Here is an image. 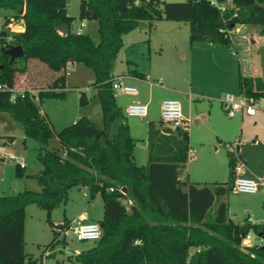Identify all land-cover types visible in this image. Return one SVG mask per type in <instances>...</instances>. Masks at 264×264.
<instances>
[{
    "label": "trees",
    "instance_id": "trees-1",
    "mask_svg": "<svg viewBox=\"0 0 264 264\" xmlns=\"http://www.w3.org/2000/svg\"><path fill=\"white\" fill-rule=\"evenodd\" d=\"M226 1L230 8L221 15L207 0H81L79 19L97 23L99 42L95 44L89 35L71 31L73 18L67 14L66 0H0V6L12 10L20 21L19 31L5 32L10 38L7 43L23 50V56L12 62L0 52V84L12 89L16 75L25 72L29 60L40 62L48 77L47 90L36 95L24 92L13 102L9 90L0 91V113L19 125L25 137L39 143L36 157L41 164L35 174L39 190L0 195V264L34 262L24 250V219L31 204L46 211L52 227L53 237L44 246L47 257L56 256L53 250L57 244L61 245L59 251L66 253L67 238L54 228L66 227L70 221L64 217L53 223L50 213L66 202L71 187L80 185L87 187L89 198L101 195L104 213L99 222L100 238L73 256L66 253L72 264H264V242L242 244L250 230L264 239V223H237L229 216L224 200L235 176L234 153H227L225 182L182 180L179 177L189 149L186 123L164 130L148 123L147 162L137 164L135 139L111 89L113 62L123 36L142 21L149 25L186 23L190 43L223 47L231 43L230 25H258L264 35V0H219ZM9 23L6 19L5 24ZM72 64H82L94 75L92 86L102 123L81 117L55 132L37 103L65 97ZM237 85L240 95L264 103L261 79L245 77L237 67ZM52 137L59 142L55 150L47 147ZM12 141L9 137L1 144ZM23 169L15 163L17 176H22ZM126 199L130 200L128 206Z\"/></svg>",
    "mask_w": 264,
    "mask_h": 264
},
{
    "label": "rangeland",
    "instance_id": "rangeland-1",
    "mask_svg": "<svg viewBox=\"0 0 264 264\" xmlns=\"http://www.w3.org/2000/svg\"><path fill=\"white\" fill-rule=\"evenodd\" d=\"M162 2H184L185 0H160ZM80 3L81 0H66V9L68 16L73 18L71 31L79 33L80 25L85 26L81 29V33L89 35L92 41L97 44L99 35L97 32V23L95 20H80ZM14 12L4 6H0V34L13 30H18L20 21L14 17ZM6 19L10 20L9 25L5 24ZM239 34L254 35L256 30L260 29L258 25H237ZM19 31V30H18ZM232 35V34H231ZM235 35V34H234ZM189 28L186 23L161 21L154 22L149 25L147 21H142L139 26L130 33L123 36L122 47L113 62V77L122 75H139L147 76L151 83L161 80V85H153L149 88L139 78L136 80L129 79L126 82L134 85L143 96H148V116L144 119L126 117L125 122L131 126V134L136 142L134 149V160L137 164L146 163V149L140 144L142 137L146 135L147 123H160V102L165 99H174L171 96V88L187 90L190 88L194 92H202L207 99L193 97L186 93L185 96H178L182 114L185 119L190 118L191 122L186 123L188 130L189 148L195 149L194 157L188 156L185 169L181 173L184 179L198 184L223 183L228 178V164L225 156L226 149L224 145L220 146V151L215 152L214 136L212 126L217 123V117L220 121L227 123L225 111L221 110L219 103L213 101L222 88V76L218 69L212 66L204 67L196 71L189 70L187 61V49L189 46ZM10 42L9 37H5ZM261 45H251L252 57L259 64L262 60L264 70V47ZM219 51L225 54V57L231 59L235 67V75L237 77V57L230 55V46L221 48ZM184 57V59H183ZM18 66H22L20 61ZM31 69V70H30ZM29 71V73H27ZM31 72V74H30ZM31 75V76H30ZM44 79V82H43ZM48 77L45 69L37 67L26 68L25 72L18 73L15 78V87L24 90L30 94L36 95L40 90H47ZM94 75L82 64H72L69 66L66 76L65 97L63 99L44 98L41 103H37L42 114L48 118L55 132L63 127L75 123L79 118L86 117L93 123H102L101 110L99 102L95 97L93 88ZM192 84V85H189ZM218 85H221L220 87ZM235 90L231 95L239 98L238 85L234 86ZM229 94V93H227ZM85 95L88 104L84 107L80 106V100ZM226 95V94H225ZM224 95V96H225ZM230 95V94H229ZM189 97L186 100V97ZM211 97L210 100L208 98ZM198 97V96H197ZM223 100V99H222ZM131 99L118 98L116 104L125 111V107ZM37 102V100H36ZM204 111V115L197 118L195 115V107ZM208 111L211 114L208 116ZM264 111V110H261ZM237 117V116H236ZM257 117H262L261 122L264 123V112H258ZM193 119V120H192ZM206 119H209L206 126ZM239 117L232 121H239ZM0 133H11L15 135L12 142L6 143L1 147L5 153H10L21 158L25 163L22 170V176L15 174V162L9 156H5L3 180L0 181V195H11L23 189L39 190L40 186L35 178V174L41 168L36 155L39 143L29 137H25L22 128L14 123L12 119L5 113H0ZM209 123V124H208ZM162 130L168 128L160 127ZM223 143H234L233 140L221 137ZM2 140L0 141V143ZM50 149H57L59 142L56 137H52L47 145ZM251 147H248L250 149ZM232 149V148H231ZM236 153L235 150H233ZM83 187H71L68 192V198L64 204L54 208L50 213V220L53 223H59L64 218V211L69 210V206H79L83 203ZM90 199L89 196L86 198ZM224 200L228 203V214L237 223L252 222L264 223V196L248 195V194H227ZM126 205L130 204L129 200H125ZM67 208V209H66ZM26 223V233L24 235V250L34 262L30 264H46L50 261L65 260L66 253L60 252L61 245L57 244L54 248L56 259L46 258L44 246L48 244L52 237V227L47 219V213L44 209L35 204L27 206L24 230ZM251 239H243L242 244H253L256 241V234L250 230ZM92 241H78L74 237H67L66 250L86 249L92 245Z\"/></svg>",
    "mask_w": 264,
    "mask_h": 264
},
{
    "label": "crops",
    "instance_id": "crops-1",
    "mask_svg": "<svg viewBox=\"0 0 264 264\" xmlns=\"http://www.w3.org/2000/svg\"><path fill=\"white\" fill-rule=\"evenodd\" d=\"M241 26L242 25H240V27ZM236 27L237 25L233 26L230 32V37H231L230 38L231 39L230 50L232 48L236 52L235 57H237L238 59L237 67L239 68L240 73L245 77L259 78L264 82V70L262 66V60L260 59L259 64H258L257 61L253 59L251 49L249 48V46L257 44V45H261L262 47L260 48L263 49L264 35L260 34L261 28L256 30L254 35L250 34V35L236 36V34H239L240 32L239 29ZM81 29H79V33H81ZM218 48L225 50L224 49L225 47L223 46L210 45L204 42H195V43L189 42L186 58L188 61L187 63L188 68L189 70H191V72L192 71L194 72L204 67H208L210 65L214 69L215 68L218 69V71L221 73V76H222L221 85L222 86L221 85H218V86L219 87L221 86L222 88L220 89L219 94L216 95V98H213L212 100L217 101L219 103V107L221 108V110H223L222 99L225 94L227 93L231 94L232 91L235 90L234 86H237V77L235 75L236 66H234V63H232L231 59H229L228 57H225V54L222 53V51H219L220 49ZM230 55H231V51H230ZM30 67H37L38 69H40L42 68V64L36 60H29L26 63V68L29 70ZM27 73H29V71ZM117 77H121L122 81L125 84L133 86V87L134 85L126 82V80H129V79L136 80L139 78L149 88H151L154 84L158 85L157 84L158 80L155 81V83H151L147 76L139 75L137 73H133L132 75H122V76H117ZM117 77H113V78L116 79ZM43 82H44V79H43ZM189 85H192V84H189ZM186 93L191 94L193 97H196L197 99L201 97L204 100V99H207L208 97V96H205V94L202 92H194L191 89V86L188 89V91L178 89V88H171V96L175 100H177L178 96H181V97L185 96ZM126 97H129L131 99L130 103L139 102L142 104H146L148 106L149 105L148 103L150 102L149 97L146 95L143 96L140 91H138V94L136 96L120 95L118 98L123 99ZM211 97L212 96H210L208 100H210ZM185 99L188 100L189 97L187 96ZM159 110H160V106H159ZM195 110L196 111H195L194 117L196 118L200 115H204L205 113L202 110H198L197 106L195 107ZM258 112H264V111L257 110L256 115L252 117L246 116L245 114H239L237 115V117L240 118L239 121H232L237 117L229 118L226 116L228 120H231V121H226L227 123L220 121V119L217 117L218 119L217 123H214V126H212V130H211L213 133V136L215 137L214 141H212L214 144L215 152L220 151V146L224 145L221 137L228 138L234 141V143L232 144L234 148L226 149V152H225L226 160H227V153L229 151L234 153L233 150H235L236 153H234V155L237 158L236 165L241 166V173L245 175H260L264 171V123L261 122L262 117H257ZM207 114L209 116L211 114V111H208ZM183 118H184L185 123L191 122L190 118L185 119L184 116ZM208 121L209 119H206V126H207ZM154 124L156 125V127H159V128L163 126L161 121L158 124L156 123ZM129 129L131 133L132 131L131 126H129ZM147 132H148V123H147L146 135L145 137L141 138L142 142L140 144L142 147H145L146 155H147ZM9 137L13 138L14 140L15 135L11 133H0V141L3 139L9 138ZM227 143H230V142H227ZM248 147H251V148L248 149ZM190 148L193 149L192 147ZM194 152H195V149H193V153ZM8 154L10 153H6L4 154V156H9ZM4 156L3 157L1 156L0 158V181L3 180V174L5 173V169H4L5 157ZM191 157H194V154H192ZM146 162H147V158H146ZM228 174H229V170H228ZM179 178L182 180L184 179V177H182L181 175ZM79 187H83L84 189L83 203L79 206L77 205L69 206V210L67 212L64 211L63 216L67 218L69 221L75 218H82L83 220H86V221L100 222L103 218V213H104V203H103V199L101 195L99 193H96L92 198L86 200V198L88 197L87 187L83 185H80ZM248 195H263L264 196V190L260 189L257 193L248 194ZM25 233H26V223H25L24 235ZM243 239H242V242H243ZM243 245H251V244L247 243ZM73 251L75 253H78L81 250L75 249ZM47 253L48 252L46 251L44 254L46 258H48ZM52 259H56V256Z\"/></svg>",
    "mask_w": 264,
    "mask_h": 264
},
{
    "label": "built area",
    "instance_id": "built-area-1",
    "mask_svg": "<svg viewBox=\"0 0 264 264\" xmlns=\"http://www.w3.org/2000/svg\"><path fill=\"white\" fill-rule=\"evenodd\" d=\"M208 3L217 8L221 15L225 14L230 8V2H219V0H207ZM236 16V14H234ZM84 25H80V29ZM233 25H230L228 28V35L230 37V32ZM14 31L16 30L13 27ZM231 38V37H230ZM231 55L235 56L236 52L231 48ZM158 85H161V80L157 81ZM112 95L116 100L120 95L125 96H136L138 91L135 87L125 84L122 81L121 77H117L113 80L112 85ZM5 85L0 84V91H7ZM11 92L10 101H14L16 96L23 95L24 90L16 89L15 84ZM223 109L225 110L226 116L229 118H234L239 114H245L246 116H255L257 110H264V103L260 100L247 99L246 97L240 95L239 98H235L233 95L226 94L222 100ZM125 116L130 118L144 119L148 115V106L139 102H133L126 106ZM160 118L164 126L175 129L177 127H183L185 125L182 109L180 102L175 99H166L163 100L160 104ZM3 145L0 143V158L6 154L1 150ZM224 146L227 148H234L231 143H224ZM193 149H188V156H192ZM10 158L14 159L15 163L19 167H25L24 161L17 157L16 155L8 154ZM5 157V156H4ZM235 176L231 183L230 193L233 195L239 194H255L260 189L264 190V171L260 175H245L241 173V166L236 165L234 168ZM112 190V188H110ZM54 230L59 233L60 236L64 237H74L78 241H94L100 238L101 236V225L97 221H86L82 218L72 219L66 227L56 226ZM251 236L248 233L245 239H250ZM264 242L263 237L257 236L255 243L261 244ZM46 264H72L68 259L62 261H50Z\"/></svg>",
    "mask_w": 264,
    "mask_h": 264
},
{
    "label": "water",
    "instance_id": "water-1",
    "mask_svg": "<svg viewBox=\"0 0 264 264\" xmlns=\"http://www.w3.org/2000/svg\"><path fill=\"white\" fill-rule=\"evenodd\" d=\"M22 10L19 14V16L22 15ZM0 52H2L4 55L8 56L10 58V62L14 61L17 58H20L23 56V50L21 46H14V45H9L5 39V32L1 33L0 37ZM88 104L87 98L85 95L82 96L80 100V106L84 107ZM77 183H74L73 185H76ZM125 192V188L122 189ZM242 236H239L237 238L238 242L241 241ZM66 253L68 255H74L75 252L73 250H66Z\"/></svg>",
    "mask_w": 264,
    "mask_h": 264
}]
</instances>
